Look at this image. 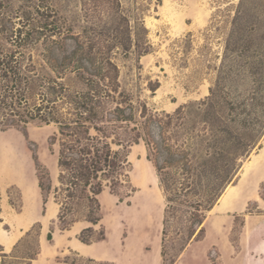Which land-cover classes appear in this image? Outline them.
I'll return each instance as SVG.
<instances>
[{"label": "trees", "instance_id": "16d2710c", "mask_svg": "<svg viewBox=\"0 0 264 264\" xmlns=\"http://www.w3.org/2000/svg\"><path fill=\"white\" fill-rule=\"evenodd\" d=\"M111 1L108 33L64 32L38 10L28 29L4 38L13 47L0 46V129L55 128L56 184L46 175L45 185L37 166L38 187L44 203L51 196L57 205L61 231L86 225L76 236L85 245L105 239L95 230L99 196L134 193L128 155L142 143L165 201L160 257L167 264L170 244L174 264L264 136V0H238L208 96L173 113L148 109L121 86L115 55L138 49V33ZM158 87L147 86L152 94Z\"/></svg>", "mask_w": 264, "mask_h": 264}, {"label": "rangeland", "instance_id": "374dc122", "mask_svg": "<svg viewBox=\"0 0 264 264\" xmlns=\"http://www.w3.org/2000/svg\"><path fill=\"white\" fill-rule=\"evenodd\" d=\"M118 1L138 33V49L133 47L127 55H115L119 82L132 98L152 111L173 113L181 105L208 96L238 0ZM111 2L0 0V46L12 48L4 38L28 29L27 20L39 18L40 13L50 16L57 22L56 28L61 27L64 32L79 33L93 28L108 33L115 16ZM149 82L159 83L153 94L147 88ZM54 132L53 126L35 124L23 130L0 129V214L4 217L1 221H6L0 229L13 231L9 221L21 226L32 222L13 246L10 257L0 256L1 263L27 264V258L36 253L37 258L43 252L42 256L47 258L44 264H162L165 201L154 167L146 159L144 145H133L128 155L134 193L128 197L121 194V201L107 190L99 196L101 221L95 230H104L101 246L112 261L94 262L79 257L74 249L76 236L86 225L76 223L69 231H61L57 205L51 196L44 203L38 187L37 166L45 185L46 175L56 184L57 158L50 148ZM262 186L264 136L243 159L234 182L206 214L202 231L174 264H264ZM37 223L41 226L38 236ZM48 233L51 241L47 240ZM41 234L44 239L40 241ZM169 245L167 264L174 255ZM79 252L86 251L80 248Z\"/></svg>", "mask_w": 264, "mask_h": 264}, {"label": "crops", "instance_id": "0c3cea01", "mask_svg": "<svg viewBox=\"0 0 264 264\" xmlns=\"http://www.w3.org/2000/svg\"><path fill=\"white\" fill-rule=\"evenodd\" d=\"M144 177L143 175H141L140 180H143ZM3 214H0V220L3 219ZM6 223V221H0V224ZM9 223L11 225H13L14 230L10 231V232H5L4 230L0 229V246L3 249V253L6 254L7 256L4 257V259L10 257V253L11 250L13 249V246L16 244V242H18V240L22 237L23 232L30 227V225L32 224L29 223L27 226H21V225H17L13 222ZM67 232V231H64ZM54 237V235H53ZM44 239V235L41 234L40 237V241ZM104 241L101 242H97V243H93L91 245H85L80 243L78 240H76L75 245H77L74 249L76 250L75 253H77V255L79 257H84V258H88L91 261L94 262H109L112 261L111 257L109 256L108 252L105 251V248L103 249L102 243ZM80 248L84 249L86 252L85 253H81ZM103 249V250H102ZM43 252H40L39 255L37 256V258H35L34 260L31 261V264H42L43 262L47 263V258L42 256ZM46 260V261H43ZM0 263H1V257H0ZM43 263V264H44Z\"/></svg>", "mask_w": 264, "mask_h": 264}]
</instances>
